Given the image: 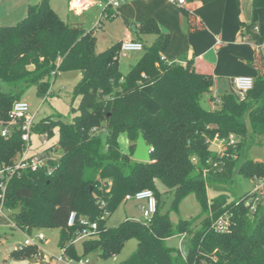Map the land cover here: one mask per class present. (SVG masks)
<instances>
[{
	"label": "trees",
	"instance_id": "16d2710c",
	"mask_svg": "<svg viewBox=\"0 0 264 264\" xmlns=\"http://www.w3.org/2000/svg\"><path fill=\"white\" fill-rule=\"evenodd\" d=\"M237 5L239 10V0ZM252 7L264 8V0H252ZM103 15L113 17L110 9ZM244 29V38L264 43L253 27ZM140 31L152 33L155 40L150 46L142 44L141 57L122 75L120 43L98 53L92 33L60 20L46 0L30 6L15 26H0V120H6L12 105L30 88L44 98L50 78L58 72L81 74L74 89L80 99L78 114L72 121L34 123L35 134L52 136V128H58L56 144L62 157L50 178L42 172H23L11 181L5 201L11 221L23 233L57 228V247L74 260L109 259L134 239L135 251L119 264H264V204L250 215L244 207L248 193L235 199L227 193L207 198L208 186L229 190L236 177L264 178V164L246 156L249 147H264L263 54L255 53L251 65L257 76L243 100L232 91L217 108L205 110L199 99L211 92L212 75L198 71L193 58L161 60L169 37L153 21L144 22ZM145 86L158 106L154 114L140 103ZM139 133L152 149L148 163L131 159ZM121 135L127 138V152L119 146ZM215 138L223 144L221 155L213 149ZM21 147L19 132L0 138V164L12 163ZM143 190L152 191L157 202L151 219H126L115 228L107 227L125 196ZM168 194L172 211L193 196L199 215L172 223L162 212V197ZM72 211L78 219L74 228H67ZM226 213L231 215L230 232L218 234L212 221ZM83 220L97 228L83 241V255L77 257L74 240L85 227ZM185 237L189 243L183 256L168 241ZM24 249L13 254L38 255L36 248Z\"/></svg>",
	"mask_w": 264,
	"mask_h": 264
},
{
	"label": "crops",
	"instance_id": "0c3cea01",
	"mask_svg": "<svg viewBox=\"0 0 264 264\" xmlns=\"http://www.w3.org/2000/svg\"><path fill=\"white\" fill-rule=\"evenodd\" d=\"M69 1L47 0V4L60 20L68 25L83 29L87 27V19L83 18L84 13L92 8L97 10L96 15L100 12L99 25H103V20L108 23L104 28L109 31L111 46L128 40L139 42L143 46L152 45L155 36L152 33L140 31V26L148 20L153 21L159 32L169 37L162 58L168 62L175 61L180 56H186L188 59L193 58L198 71L212 75L213 87L209 95L212 94L215 87L219 89L220 84L224 88L230 87L233 91L231 81L235 77L255 79L257 72L251 63L257 51H260L264 56V43L256 45L243 36L244 28L251 26L253 31L257 27L254 34L264 38V8L254 9L252 0H239V10L237 0H211L208 2L185 0V3L181 6L172 3L170 0H122L116 9H110L113 14L111 19L104 18V10L98 4H92L90 8L81 14H75L69 10ZM27 2L26 13L30 6L39 4L30 5V0ZM21 9H23V6L20 7V10H17V12H20L18 17L10 19V15H8L0 18V24H3V22H9L7 24H10L9 26H0H13L23 16ZM97 28H101V26ZM85 30L90 31L94 36L91 30ZM130 53H141L142 55L141 51L129 52L126 56ZM118 67L121 72L123 62L119 61ZM121 74L125 75L126 73L121 72ZM143 88L149 89L150 94V101L146 104L142 101L141 92ZM143 88L140 92L141 106L148 113L154 114L158 110V106L152 100L151 89L149 86ZM122 136L125 137L124 135L120 137ZM119 138L118 143L120 146ZM124 141V148L121 146L120 148L123 152H127L128 141L126 137ZM127 202L124 201L123 204ZM137 203H143L144 205V202ZM126 219L133 220L132 217ZM29 259L36 262L41 259V255L38 254L36 257ZM55 263L61 262L55 261Z\"/></svg>",
	"mask_w": 264,
	"mask_h": 264
},
{
	"label": "rangeland",
	"instance_id": "374dc122",
	"mask_svg": "<svg viewBox=\"0 0 264 264\" xmlns=\"http://www.w3.org/2000/svg\"><path fill=\"white\" fill-rule=\"evenodd\" d=\"M28 0H0V18L10 15V19L18 17L20 12L23 16L19 18L17 22L13 24L16 25L26 16V8ZM44 0H30V5L40 3ZM47 1V0H46ZM98 6V5H97ZM97 8V7H96ZM100 11L101 9L98 8ZM23 10V11H22ZM95 9H90L84 13V17L87 19V27L85 29L91 30L94 34V38L97 41V52L101 53L109 49L112 45L109 38V31L104 26H107L106 20L102 21L103 25L101 28H97V23L99 21L100 12L96 15ZM9 22H3L0 24L2 26H9ZM94 23V25H93ZM148 43V42H147ZM141 53H130L126 57H119V61L123 62V69L121 72L123 74L127 73L130 66L135 65L139 59ZM81 79V74L79 71H62L58 72L55 76L50 78V87L47 95L43 98L37 96V91L35 88H30L22 97L29 105V115L33 117V122L39 124L43 120L53 119L62 120L65 122H71L73 117L78 113L75 111L79 106V97L74 95V89L77 83ZM220 84L219 89L216 87L213 89L212 94H204L200 97L199 103L201 107L205 110H212L217 108L218 104L226 94H230L232 89L230 87H222ZM142 101L144 104L149 103L150 94L149 89L143 88ZM58 128H52V136L49 141V146L56 143L58 139ZM125 137H120V146L124 148ZM32 146L35 148L40 144V141L36 135L31 137ZM213 149H215L218 154H222L224 151L223 144L217 147L213 144ZM246 156L252 161L261 162L264 164V147L253 146L246 150ZM253 181L243 179L242 177H236L231 188L228 190L224 187H214L208 186L207 188V198L208 200L213 199L218 194L227 193L231 195V199H235L249 193L253 189ZM164 200V205L162 207L163 213H168L169 220L176 224L180 220H190L197 217L200 213V207L197 204L193 196L185 198L179 205L178 211L170 210V205L172 201L171 195H165L162 197ZM143 203L137 202H127L122 204L117 208V210L111 215L107 221V227L115 228L121 224L127 217H132L135 221H143L141 218V211L139 207ZM10 212L4 211V215L0 216V264H56L55 259L63 256L62 251L57 247L58 233L57 228H44V229H32L30 233H22L17 230L13 222L10 219ZM199 222H197L198 224ZM42 235L44 237L43 241H35L33 246L26 247L24 251H29L31 248H36L38 254L41 255V259L34 262L29 258L18 257L13 254L17 246H22L24 241L27 239H34L35 237ZM85 239L76 238L74 240V251L77 257L83 255V241ZM188 238H173L168 241V245L181 253V255L186 256L188 249ZM137 242L134 239H130L125 242L121 251L109 258L100 259L95 256H89L93 264H119L126 260L136 249ZM71 264H77V260L71 259L65 256ZM57 264H66L64 262Z\"/></svg>",
	"mask_w": 264,
	"mask_h": 264
},
{
	"label": "built area",
	"instance_id": "2783aa9c",
	"mask_svg": "<svg viewBox=\"0 0 264 264\" xmlns=\"http://www.w3.org/2000/svg\"><path fill=\"white\" fill-rule=\"evenodd\" d=\"M170 1L179 6L185 3V0ZM121 2L122 0H70L69 10L75 14H81L90 8L92 4L102 6L103 10H114ZM97 27H99V21ZM254 31H257V27L254 28ZM142 50L143 46L139 42L130 40L123 41L120 43L119 56L125 57L129 52H141ZM161 60H164V58H161ZM231 83L233 91L243 100L246 94L252 89L254 79L250 77H235L232 79ZM33 126V117L29 115V105L24 100L15 102L7 114L6 120H0V138L8 139L14 132H19L22 143L21 150L12 163L0 164V216L4 215V211L10 212L5 206V201L9 184L16 176L23 172H42L44 176L50 178L57 169L58 162L62 157L59 146L56 143L49 146L51 136L48 133L35 134L32 130ZM33 135H36L40 141V144L35 148L32 146L31 142V137ZM230 139V143L233 144L234 141L232 136ZM213 143H216L217 147L222 144L217 138L213 140ZM193 161L195 162V160ZM252 181L254 183L253 189L244 200V207L249 210L250 215H253L256 211L258 204H264V178H254ZM107 186H111V183L109 182ZM124 201L144 202V205L140 207L143 221H149L156 212L157 202L150 190H143L133 195H126ZM77 219V213L74 211L70 212L67 216L66 227L74 228ZM81 224L85 227L77 234L76 238L87 239L92 236L97 228L95 223H86L84 220L81 221ZM230 227L231 215L227 213L215 218L211 225L213 231L218 234L229 233ZM43 240L44 237L42 235L34 239H27L22 246H17L15 251H22L25 247L33 246L35 241L41 242ZM55 261L71 264V262L65 258L64 253L63 256L56 258ZM76 262L77 264H93L91 259L87 257L81 258Z\"/></svg>",
	"mask_w": 264,
	"mask_h": 264
},
{
	"label": "water",
	"instance_id": "95a60500",
	"mask_svg": "<svg viewBox=\"0 0 264 264\" xmlns=\"http://www.w3.org/2000/svg\"><path fill=\"white\" fill-rule=\"evenodd\" d=\"M151 151V147L147 145L142 134L139 133L134 142V150L131 159L136 162L148 163L151 160Z\"/></svg>",
	"mask_w": 264,
	"mask_h": 264
}]
</instances>
